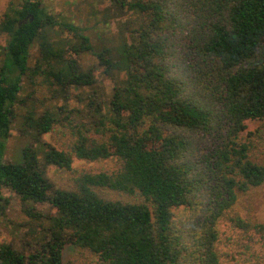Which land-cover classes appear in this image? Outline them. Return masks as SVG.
I'll return each mask as SVG.
<instances>
[{
    "label": "trees",
    "instance_id": "trees-1",
    "mask_svg": "<svg viewBox=\"0 0 264 264\" xmlns=\"http://www.w3.org/2000/svg\"><path fill=\"white\" fill-rule=\"evenodd\" d=\"M108 1L132 16V36L112 46L93 47L83 27L41 0L11 1L0 20V215L17 200L22 225L43 232L26 251L0 241V264H67L66 244L94 254V264H221L222 218L264 244V222L233 211L264 182V0ZM82 51L124 76L107 102H87L88 122L75 120L71 95H58L95 82L68 54ZM15 108L31 142L5 160ZM247 121L258 125L247 130ZM74 158H115L117 169L77 171ZM49 166L70 172L65 186ZM45 202L54 213L35 209Z\"/></svg>",
    "mask_w": 264,
    "mask_h": 264
},
{
    "label": "rangeland",
    "instance_id": "rangeland-1",
    "mask_svg": "<svg viewBox=\"0 0 264 264\" xmlns=\"http://www.w3.org/2000/svg\"><path fill=\"white\" fill-rule=\"evenodd\" d=\"M11 1L18 4L22 0H0V20ZM41 5L56 19L83 27L84 34L89 37L93 47L116 45L123 38L132 36L129 24L132 19L131 13L124 10L120 11L116 6H112L108 0H41ZM61 35H67V33L63 32ZM4 42L5 36L0 34V49ZM68 54L76 58L83 69L91 68L93 70L95 82L91 86L80 87L77 90L69 89L68 92L58 95H71L67 103L78 111L75 120L88 122L92 107L89 108L86 105L87 102L90 99L94 103L97 101L107 102L114 84H119L124 76L118 70H113L112 74L105 73L103 66L98 63L96 56L90 51ZM37 56L38 49L35 42L30 47L29 65L33 64ZM23 86L19 95L25 98L29 93L25 79ZM55 102L61 104L64 100L59 97ZM30 104L31 101L28 100L27 105L31 106ZM15 112L16 115L11 121L10 136L4 151L5 160L14 159L19 148L31 142L28 132L23 130L22 126L21 114L24 111L22 108H15ZM257 125L256 121H247V130H254ZM42 139L51 144L57 142L56 138L49 134L43 135ZM34 145L39 147L36 143ZM71 166L77 171H105L110 173L117 169V161L115 158H108L89 162L74 158ZM47 175L54 184L59 186H65L71 176L70 172L55 166L47 168ZM2 192L4 198L17 199L16 195L8 188H3ZM104 194L125 200L132 198L129 195L116 192H105ZM35 209L44 215L54 213V208L47 202L37 203ZM233 211L245 219L264 222V182L250 189L247 193L241 194L233 207ZM24 220L18 201H12V206H9L7 213L0 215V241L7 242L20 251H26L33 247L43 232L39 231L32 235L28 227L22 225ZM217 229L216 251L221 264H264V244L253 231L243 232L233 226L227 218L218 221ZM64 260L67 264H94L97 257L87 250L66 244Z\"/></svg>",
    "mask_w": 264,
    "mask_h": 264
},
{
    "label": "water",
    "instance_id": "water-1",
    "mask_svg": "<svg viewBox=\"0 0 264 264\" xmlns=\"http://www.w3.org/2000/svg\"><path fill=\"white\" fill-rule=\"evenodd\" d=\"M32 19H33V15H29V17L27 16L24 19L20 20L18 24L20 25L21 23H26L27 21H32Z\"/></svg>",
    "mask_w": 264,
    "mask_h": 264
}]
</instances>
